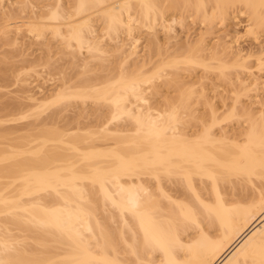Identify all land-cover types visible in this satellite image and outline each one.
Masks as SVG:
<instances>
[{
	"label": "bare ground",
	"instance_id": "6f19581e",
	"mask_svg": "<svg viewBox=\"0 0 264 264\" xmlns=\"http://www.w3.org/2000/svg\"><path fill=\"white\" fill-rule=\"evenodd\" d=\"M7 1L0 0V22L4 20L1 9L6 8ZM42 1L18 3L19 12L35 15L29 17L26 32L37 38L51 32L65 48L75 47L69 54L75 61L82 49L90 51L94 59H101L110 49H105L103 43L115 40L121 31L132 45L127 48L125 39L116 45L118 51H130L121 54L124 57L119 58L120 63L115 59L118 62L115 67H119L115 74L107 66L111 73L92 77L94 69L86 62L90 69L85 67L77 82L63 86L46 101L35 104V109H45V105L50 107V103L66 100L108 103L107 115L96 109L103 114L97 116L99 119L104 116L101 125L97 123L105 132L103 135L96 131L92 133L94 136H75L70 132L68 136L67 130L59 131V127L47 125L41 127L40 134L22 136L20 143L25 139L21 145L16 139L11 141L15 144L8 143L11 144L8 148H16L15 152H10L7 146L0 148V179L7 180L0 184V215H10L0 221V264H218L230 251L232 254L222 264H264V110L260 114L256 112L259 116L254 112L256 117L249 112L250 108L253 111L252 107H239L238 97L233 101L230 115L224 119L248 118L249 127L239 136L232 138L225 130L220 136L215 134L214 128L223 120L213 109L212 122H201L200 128L190 134L187 127L194 122L185 120L184 116L193 118L194 114H189L191 97L195 92L205 95L206 89L197 92L193 88L197 83H185L176 71L182 64L202 66L206 71L218 67L216 71L226 80L228 65L224 61L215 67L214 60L228 52L237 61L243 56L241 51L230 53L233 48L231 44L227 47L224 35L216 39L213 48L208 47L206 35L209 34L203 32L206 38L200 36L195 43L192 41L187 54L163 60L153 71L144 70L147 64L143 62L144 67L140 60L134 63L140 66H133V71L125 68L142 41V36H134L137 30L151 32L153 36L149 35L148 41L152 48H148L155 47L161 54L162 47L157 41L159 27L174 30L176 23L184 27L183 21L166 20L168 10L191 12L207 25V22L216 23L215 20L223 22L241 8L249 16V33H253L264 31V0H66L68 5L63 0H54L37 15L35 10ZM13 32L16 37L22 28L12 29L5 21L0 23V38H3L0 40H16L10 36ZM207 53L212 54L211 58L205 57ZM263 57L264 49L257 57L260 66H264ZM102 65L98 67L104 70L106 66ZM240 73L236 80L243 79ZM161 77H169L165 84H182L176 97L152 104V97L148 96L153 95H150L152 89L158 93L154 83ZM251 81L249 84L243 79L237 83L240 88L234 86L250 91L264 84L260 77ZM28 108L16 104L5 115L13 120L33 109ZM0 112H3L1 108ZM52 117L55 119V115ZM123 118L129 119L132 127L123 130L110 127L111 122ZM117 130L126 135L123 133L125 136L119 138L117 135L122 133L118 134ZM112 132L118 138L114 134L112 137ZM0 134V138H6L9 133ZM29 135L34 138L29 139ZM95 135L101 140L93 138ZM110 139L112 142L115 139L112 146ZM50 142L60 145L49 146ZM21 146L24 150L18 152ZM146 175L155 181V187L147 184ZM17 181H20L16 183L18 187L13 186ZM169 182H173L171 187ZM261 220L263 224L257 227L255 224ZM10 225L27 232L28 236H21L32 242L25 239L24 243L17 242L20 235L14 237Z\"/></svg>",
	"mask_w": 264,
	"mask_h": 264
},
{
	"label": "rangeland",
	"instance_id": "374dc122",
	"mask_svg": "<svg viewBox=\"0 0 264 264\" xmlns=\"http://www.w3.org/2000/svg\"><path fill=\"white\" fill-rule=\"evenodd\" d=\"M20 1H22V0H8L6 2V8L1 9V10H3L5 16H4V20H2V22H0V23H3V21H5L7 24L11 25L12 29L15 27H20V29L22 28V32H21L22 34L21 33L19 35L17 34L15 37L13 35V34H15V32L11 33L12 35H10V36L17 38L16 40L13 39L12 42H11L12 39L6 40V41L0 40V108L3 111V112H0V132L8 131V133H9L6 138H4V137L0 138V148H2V147L6 148L7 145H11L8 143L15 144V143H13L15 139H16V141H15L16 143H17V140L20 143V141H22V140H20V139H22V136L26 137L28 134L34 135L35 133L40 134L39 130H41V127L44 129L45 126H47V125H48V127L49 126L50 127L54 126L57 128L59 127V131H62V130L66 131L67 130L68 134H69L68 136H70V133H73V134L75 133V136H76V134L77 135L78 134H81V135L90 134V135H92V133L93 132L96 133V131L98 132V134L105 133V132H103V129L102 130L100 129V128H102L101 126H100V128L98 127L99 126L98 124L100 123V125H101V122L104 120L103 119L104 116L103 117L101 116L103 119L102 121L100 120L101 117L99 119L97 116L103 115V114L105 115V113H106V115L108 114L107 113L109 111L108 107L110 106L108 103L99 102V104H97V103H95L94 100L93 101L87 100L86 103H84L83 101H80V100H77V101L76 100H71V101L66 100V101L60 102L59 104L56 103L55 105L54 104L52 105L50 103V105H51L50 107L49 106L47 107L45 105V106H43V108L45 107V109H42V108L41 109L40 108L35 109V104H37L39 102L46 101V99L49 98V96L51 97L52 94L54 95V93H56L59 89L61 90V88L63 86H65V85L67 86L71 83L73 84L74 81L77 82L79 80V78H81L80 75H82V71L85 70L86 68H88L85 65L86 62H90V65L94 69L93 73L90 72V74L91 73L93 74V76L91 75L92 77H94V76L103 77V76L108 75L112 71L115 74L116 72L119 71L118 65H117L118 68H116L115 64L116 63L118 64V62L119 63L121 62V61H119V58L123 54H125L126 51H130V49H128V50L124 49V50H122V52L118 51L117 50L118 48L116 47V45L119 43L122 44L124 42V39H125V43L128 42V44H127L128 47L125 43L124 44L126 45L127 48H129V46L132 45V41L127 40L128 38H127L126 34L124 33V31H121L120 35H117V37L119 36L118 39L116 37V38H114L115 40H113V41H111L112 39H110V40L106 39V40H108V41L105 40L106 42L103 41L104 42L103 46H105V49H107V48L108 49L110 48V49L107 50L108 53L105 50L107 54L104 53L105 55L104 56L102 55L101 59H98V58L94 59V57L90 53V51H87V49H82L81 53L78 54V60L75 61V59L73 60L72 59L73 57L70 56L71 55L70 52L74 51L75 47L65 48L63 46V44L60 43L61 42L60 39L54 38L52 36L51 32L46 33V36L44 38H37V37H34V35L26 32V29H28L29 17H33L35 15H32L31 13L19 12V6L20 5L18 3H20ZM53 1L54 0H46V1L43 0L42 2H40L38 4V9L35 10L36 14L37 15L40 14L42 9H44L45 6H47L48 4L53 3ZM63 1L65 2V4H67L68 0L67 1L63 0ZM208 10L212 11L211 8H209ZM242 12H244V10L241 8H238L237 10L230 13L225 21L222 22L220 20H217V21L215 20L216 23L213 22V24L211 23L212 24L211 25L210 23L207 22V25H206L205 23H203L201 21L202 19H199L200 17H196L195 15L193 16L191 14V12H183L180 10L179 11L168 10L167 12H165L166 20L172 21L173 19H175L177 22L183 21L184 27L180 26L178 23L173 24L174 30L173 29L172 30H168V29L165 30L166 28L162 29V27H161V29H160V27H159L160 30L158 29V35H157L158 40L157 41L159 42V45H161L160 48L162 47L161 48L162 49L161 54H159L155 50V47L153 48L154 50L153 49L150 50L148 48L149 41H150L149 39L151 36H153V34H151V32H149L147 30L140 29L141 31L137 30L136 33H134L135 37L137 35H138L137 37L142 36V37H140L142 39V41H139V43H138V46H139L138 49L139 50L137 49V53H136L137 55L136 54L133 55L132 56L133 58L129 59L130 61L128 60V62H126L127 64H125V68H126V70H128V72L133 69V66L139 65V64L134 65V63L138 62L139 60H140V63H142V64L146 63L147 64L146 67L144 64V67H145V68L143 67L144 70L153 71L157 67V65L163 60H169V59L172 60V58L175 56L182 57L180 55L184 54L185 52H186L185 54L188 53L187 52L189 49L188 46L190 44H192V41L195 43L196 39L198 40L200 36L202 37V36H205L206 34H209V35H206L209 37L206 38V36H205V38L207 40V46L208 47L211 46L213 48V46L215 45L214 42H217L216 39L220 40L221 38L224 37L225 40L227 39L226 40L227 41V47H229L228 44L232 45L233 50L231 48H230L231 49L230 51H229V49H227L230 53L232 51H234L235 53L241 51L240 53H242L243 56L238 58L239 60H237V61H235L237 58H235L234 54H229L228 52H226V53H228V55L225 53V54H223L224 56L219 55L217 57L218 58L217 60H219V61L221 60L222 62L221 61L219 62L217 60H214V61H216L215 64H213L214 63L213 60H212V62H210L213 65H215V67L219 66L217 64H220V63H222V64L226 63V65H228V69H226L227 71L225 70V72H226V74L228 73L227 75L230 78L227 77L229 79L225 78L226 80H224V78L221 76V74H219L217 72L218 70L216 71V69L218 67L215 68L213 65L212 66L215 69L211 70V68H210L209 71L208 70L206 71V69L204 67L202 68V66H197V65H195L196 66L195 68L193 66H189L186 64L185 65L180 64L181 67H180V65H178L180 68L177 67L176 71H177L178 75L180 76V78L185 79V80L182 79V81H185V83L186 82L188 83L189 81H190L189 83H192V82L197 83L196 88L195 87H193V88H194V90L196 89L197 92L199 91V93L201 92L202 88H203V91H205V89H206L205 95H203L204 93H202V92H201V95L195 92L193 97H191L190 101L192 103H190V104L192 105L191 111H192V109H193V111L192 112L190 111L189 114L191 113V115H192V113H193L194 114L193 118H191L190 116L189 117L184 116L186 119L183 118V119L188 120L190 122L191 121L194 122V123L190 124L191 126L190 125L188 126L189 128L187 127V129H188L187 131H189L190 134L195 133L196 129L200 128V127H198V125L201 126V122H206L207 124L209 121L212 122L211 119L213 118L212 117L213 116L212 109H213L215 114H217L218 118H222L221 120H223V122L221 124H219L220 126H218V125H217V127L215 126L216 127V128H214L215 132H216L215 134L220 136L221 133L222 134L224 133L223 130H225V132L229 133L230 137L233 135H235V137L239 136L246 128L249 127L250 123L246 121V119H248V118H246V116H242L243 113L241 115V112H239V114L242 117H240V116L239 117L237 116L238 118L233 117L234 119H231L232 121H229L230 119H228V121H226L224 119V117L226 118V116L230 115V112H231L230 109L234 106L233 101L236 98L238 100V97L241 100L240 104L238 103L239 107L241 105L243 106V108H244V106H246V108L252 107L253 111H251V108H250L249 112H253V113L254 112L259 113V112H261V110H264V87H263L264 84H263V86H262V84L261 85L259 84L260 86L258 85L259 87H256L257 89L252 88L250 91L249 90L243 91L241 89H237V86H234L235 84L240 83V81H243V79H247L248 82L249 81L253 82L251 80L260 77V81L264 82V66H260V63L257 59L258 55H260V53L264 49V31L263 30H255L254 31L255 33L254 32L249 33L250 32L249 30L251 28L249 16L247 13H245V12L242 13ZM0 13H2V12L0 11ZM210 14H211V12H210ZM97 28H98V30L100 29L99 26ZM207 31H210V32L206 33ZM99 32H100V30H99ZM203 32L205 33V35L203 34ZM211 33H213V34H211ZM135 34H137V35H135ZM225 34L227 35V37H225ZM149 35H151V36H149ZM221 35L222 36L224 35V36L222 37ZM124 36H126V37H124ZM9 38H11V37H9ZM0 39H3V38H0ZM121 41H123V42H121ZM149 47L152 48L151 46H149ZM124 48H125V46H124ZM209 49H211V48H209ZM212 50H216V49H212ZM237 50H239V51H237ZM211 53H214V51ZM93 54H95V53H93ZM220 54H222V53H220ZM204 55H206L205 57L207 58L208 53L204 54ZM210 55H212V54H210ZM210 55H208V59L211 58V57H209ZM202 56H203V54H202ZM221 56H222V58H221ZM232 56H234V57H232ZM123 57L124 56H122V58ZM202 58L204 59V57H202ZM115 59L118 60V62H116ZM113 60H115V61H113ZM240 62L242 63V66L244 64V67L246 66L248 69L241 67ZM101 63L103 64L102 66H106V68L104 67L105 68L104 70H101L103 68L99 69V67H100L99 65H101ZM111 63L112 64L114 63L113 64L114 66ZM233 63L235 65H233ZM88 65H89V63H88ZM90 65H89V67H91ZM238 65H240V66H238ZM107 66L109 68L111 67L112 71L109 69V71H111V72L106 70L108 68ZM188 66H189V68H188ZM233 66H234V69L232 68ZM88 69H90V68H88ZM237 73H240L242 75L243 79L240 80L237 78V80H236ZM164 76H165V74H164ZM220 77H222V78H220ZM242 77L240 76V78H242ZM160 79L157 82L155 81V83H154L155 86H157V89L159 90L158 93H157V91L155 92L153 89L151 90V94H150V90H149V92H147L148 93L147 95H149V94L152 95V93H153L152 96H148V97L153 98V99L150 98L151 99L150 102L151 103L153 102L152 104H162L164 101L163 100L164 98L176 97L178 92H179V91H177L178 86H180L182 84V83L180 84V82H177V83L175 82L174 84L172 83L173 85H170L171 83L165 84L168 81L166 79H169V77H167V78L161 77ZM234 81H235V83H233ZM250 82H249V84H251ZM231 84H233V85H231ZM237 85L239 86L238 88H240V84H237ZM30 97H32V99ZM234 103H235V101H234ZM16 104H22V106H24V107L27 106V108L33 107V109H32V111H30V110L27 111V109H26L27 112L25 114H21L22 116L15 117L18 119L14 118L15 120L14 119L12 120L13 117L12 116H6L5 112L10 111L11 107L13 105H16ZM46 104L49 105V103H46ZM97 108L103 114L100 111H99L100 113H98L96 110ZM239 109L241 111V108H239ZM94 110L97 112V115H96ZM56 113H57V116H56ZM256 114H255V116H256ZM259 114H257V116H259ZM54 115H55V119H54V117H52ZM1 119L3 121H1ZM125 119H127V118H125ZM125 119L123 118L122 120L111 122L112 124L110 127L114 128V130H116L117 128H119V129L123 128L124 129V128H127L128 126L132 127L130 120L129 119L125 120ZM193 119H194V121H193ZM48 127H46V128H48ZM57 128L55 130H58ZM61 128H62V130H60ZM114 130H113V132H114ZM118 130H117V132H118ZM122 130H120V131H122ZM128 130H124V131H128ZM130 130H131V128H130ZM130 130H129V132H131ZM120 131L118 132V134L122 133ZM113 132H112V137H114ZM6 133L7 132H5L3 134H6ZM115 133H116V131H115ZM123 133L126 135V132H123ZM123 133L119 134V135L116 134V135L119 136V138H120V135H122V136L124 135ZM228 133H226V135ZM37 134H35V135H37ZM104 135H106V134H104ZM92 136H94V135H92ZM117 136H116V138H118ZM97 137H98V139H97ZM97 137L95 135V137H93V138H96L97 140H99L100 139L99 135ZM100 137L102 138V136H100ZM27 138H28V136H27ZM31 138H34V136L32 137L31 135H29V139H31ZM66 138H67V136H66ZM103 138H104V136H103ZM108 138H110V137L108 136ZM232 138H234V136ZM24 139H23V142H24ZM91 139H89L88 142L91 141ZM96 139H94V140H96ZM11 141H13V142H11ZM102 141H104V139ZM23 142H21V143H23ZM34 142L33 143L31 142V143L35 146L36 144ZM104 142H106V141H104ZM108 142H110L109 145L112 146L113 143L115 144V139H114V142H112V139H110V141H108ZM21 143H20V145H21ZM25 143H27V142L25 141ZM36 143L39 144V142H37V141H36ZM51 143L53 145L58 144V143L50 142V144L48 143L49 146L51 145ZM56 145H54V146H56ZM58 145H60V144H58ZM84 145H85V143H84ZM84 145H82V146H84ZM109 145L107 143V146H109ZM23 146H21L19 149L23 148ZM30 146L32 147V145H29V147ZM82 146H80V147L82 148ZM24 147H26V146H24ZM7 148H8V146H7ZM33 148H35V147H33ZM10 149H11V147L8 148V150H10ZM15 149H13V150L11 149L10 152H13V151L15 152ZM19 149H18V152L22 151V149L21 150H19ZM25 149H28V147ZM23 150H24V148H23ZM68 152H70V151H68ZM73 160H75V159H73ZM145 178H144V180L148 181V183L147 182H145V183H147L150 186L155 187L154 186L155 181H153V179H151L150 176H148V178H147V175H146ZM149 178L151 179V181L148 180ZM9 181L11 182L12 180H9ZM4 182H7V180L3 179V178L0 179V184L4 183ZM18 182H20V181L15 182L13 186H15L16 183H18ZM151 182L153 183V185L151 184ZM164 182L165 181L163 180V183ZM176 182H178V181H176ZM169 183H166V185ZM171 183H173V182H171ZM171 183L168 186L171 187V185H172ZM198 183L199 182H197V185H198ZM17 185H16V187H18ZM163 185H165V184H163ZM19 186H20V183H19ZM43 195H45V194L43 193ZM47 197H48V195H47ZM28 199H31V198L29 197ZM163 203L165 204V200ZM5 216L8 217L10 215L9 214L0 215V221L2 219L4 221L5 220L4 218H6ZM102 217H103V215L101 216V214H100L99 218L102 219ZM0 223H2V222H0ZM262 224H263V220H261V222H258V224H255V225H258L257 227H260ZM10 226L12 227L11 230H13V232L11 231L12 234L13 235H14V233L16 234L14 237H16L17 235L18 236L20 235L19 237L21 239L18 236L16 238H19V239L18 240L15 239L17 242L18 241H20V242L21 241L22 242L23 241L24 242L29 241V239H27V237H26V236H28L27 232L25 234L22 230H19V229L17 230V229H15L16 227L13 229V226L12 225H10ZM21 232L24 234H22ZM21 235H26V236H21ZM30 241H29V243L32 242V241L31 242ZM230 253L232 254L231 251L228 252L223 257V259L226 258V256H228ZM223 259H221L218 262V264H222L221 262Z\"/></svg>",
	"mask_w": 264,
	"mask_h": 264
}]
</instances>
